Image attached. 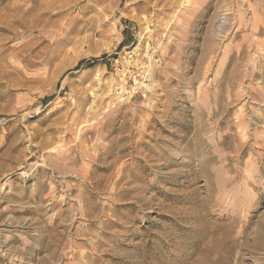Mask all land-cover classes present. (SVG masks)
<instances>
[{
  "label": "rangeland",
  "instance_id": "1",
  "mask_svg": "<svg viewBox=\"0 0 264 264\" xmlns=\"http://www.w3.org/2000/svg\"><path fill=\"white\" fill-rule=\"evenodd\" d=\"M0 264H264V0H0Z\"/></svg>",
  "mask_w": 264,
  "mask_h": 264
},
{
  "label": "bare ground",
  "instance_id": "2",
  "mask_svg": "<svg viewBox=\"0 0 264 264\" xmlns=\"http://www.w3.org/2000/svg\"><path fill=\"white\" fill-rule=\"evenodd\" d=\"M27 15V14H26ZM29 15V14H28ZM223 24V22H220L219 24H218V29L220 30V28H221V25Z\"/></svg>",
  "mask_w": 264,
  "mask_h": 264
}]
</instances>
